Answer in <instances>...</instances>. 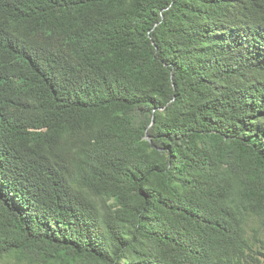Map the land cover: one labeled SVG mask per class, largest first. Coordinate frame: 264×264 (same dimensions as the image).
I'll return each mask as SVG.
<instances>
[{
	"label": "trees",
	"instance_id": "trees-1",
	"mask_svg": "<svg viewBox=\"0 0 264 264\" xmlns=\"http://www.w3.org/2000/svg\"><path fill=\"white\" fill-rule=\"evenodd\" d=\"M10 258L264 264V0H0Z\"/></svg>",
	"mask_w": 264,
	"mask_h": 264
},
{
	"label": "rangeland",
	"instance_id": "rangeland-1",
	"mask_svg": "<svg viewBox=\"0 0 264 264\" xmlns=\"http://www.w3.org/2000/svg\"><path fill=\"white\" fill-rule=\"evenodd\" d=\"M0 264H28L27 262H19L16 258L0 260Z\"/></svg>",
	"mask_w": 264,
	"mask_h": 264
},
{
	"label": "bare ground",
	"instance_id": "bare-ground-1",
	"mask_svg": "<svg viewBox=\"0 0 264 264\" xmlns=\"http://www.w3.org/2000/svg\"><path fill=\"white\" fill-rule=\"evenodd\" d=\"M61 8H62V7H61ZM63 13H64V12H63ZM63 13H62V14H63ZM51 19H52V18H51ZM4 20H5V19H4ZM32 35H33V34H32ZM1 61H2V60H1ZM33 74H35V73H33ZM36 80H37V79H36ZM25 110H26V109H25Z\"/></svg>",
	"mask_w": 264,
	"mask_h": 264
}]
</instances>
